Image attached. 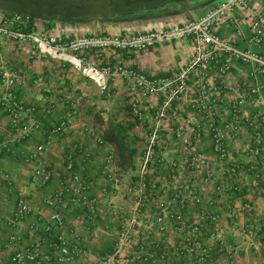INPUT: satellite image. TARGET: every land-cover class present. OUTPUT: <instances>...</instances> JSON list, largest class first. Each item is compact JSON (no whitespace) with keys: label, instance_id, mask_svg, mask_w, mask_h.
<instances>
[{"label":"crops","instance_id":"obj_1","mask_svg":"<svg viewBox=\"0 0 264 264\" xmlns=\"http://www.w3.org/2000/svg\"><path fill=\"white\" fill-rule=\"evenodd\" d=\"M254 6L264 9L257 2ZM187 16L193 17L191 14ZM158 17L160 16L93 21L82 25L33 20L26 25L21 22L11 23L10 15L0 12V26L13 27L20 31L35 27L60 42H68L80 36L125 31L121 28L122 21L133 25L132 29L126 30L132 33L173 24L161 23L156 19L147 20ZM218 32L237 48L245 50L248 47L245 40L235 38L227 23H223ZM246 32L248 33L247 30ZM251 48L264 56V43L252 45ZM193 52L192 40L184 39L157 45L142 52L104 49L96 56L92 50L84 49L79 50L78 54L88 59L95 58L100 65L117 62L141 70L148 76H165L178 70ZM4 62L8 63L20 79L19 84L12 88L19 103L24 109L31 111L20 110L17 121L13 123L1 104L6 90L0 81V144L10 147L8 152H0V171L8 176L6 182L0 186V264H9L15 252H24L34 246L40 253L49 255L51 263L42 264H55V253L49 250L48 240L40 227L51 223V215L56 208L63 220L60 226H53L58 235L70 243H74L73 233L80 235L75 256L66 264H101L112 251L125 220L131 216H136L137 220L131 230L132 246L119 256L115 264H129L132 257L134 261L131 264H173L175 250L183 246L182 240L186 237L198 240L202 248H208L211 260L204 264H261L253 245L256 242L264 243V197L254 199L253 210L246 211L241 208V204L248 198L247 195L241 193L236 197L231 191L219 195L213 183L208 185L207 191L201 194L202 205H206L209 200L214 202L212 209L219 215L218 228L225 247L218 240L215 242L207 239L216 231L215 226L203 229L201 236L191 230L192 222L196 221V208L184 211L186 229L178 230L173 218L176 206L171 204L176 191L188 186L198 190L200 183L199 177L192 174L187 167L183 147L176 140L174 130L179 125L203 127L205 123L204 117L190 108L187 97H182L173 104L180 118H165L159 125V145L164 155V163L151 166L144 172L143 203L136 210L132 186L141 179L139 163L151 120L147 118L136 125L134 118L130 116L129 94L124 82L119 78L113 80L109 84L110 95H101L89 80L69 66L41 56L31 41L0 34V71ZM248 71L247 65L234 62L228 77L232 88L216 108V121L219 124L224 121L230 103L247 93L251 83ZM260 79L264 82V75ZM160 99L155 94L146 101L154 109ZM260 108L261 102H255L254 106L247 109V115L256 114ZM60 121H66L67 127L38 156L41 165L50 172V178L46 183L34 182L31 177L34 161L30 159V155ZM110 125L127 129L130 142L137 149L132 167L128 169H120L113 158V179H108L104 173L105 160L110 153L113 154V146L100 137ZM242 131L248 132L250 129L242 126ZM207 134L205 131L197 148L207 156L205 169L217 172L219 163L212 158ZM226 144L229 158L225 165L243 167L249 160L243 153L242 138L228 137ZM68 155H71L72 170L81 173L91 185L83 199L76 202L53 198L56 191L68 182L69 171L65 167ZM20 194L24 195L31 209L20 222L15 223L13 216ZM90 198L96 200L94 218H89L85 210L84 202ZM166 205L164 228L161 229L155 218L162 214V208ZM248 223L262 225L257 230V237H249L241 231L242 225ZM34 225L39 228L32 232L31 227ZM12 236L17 238L15 242H10ZM161 254L164 255L163 258L160 257ZM192 260L194 261L193 258ZM24 264L34 263L28 261Z\"/></svg>","mask_w":264,"mask_h":264},{"label":"built area","instance_id":"obj_2","mask_svg":"<svg viewBox=\"0 0 264 264\" xmlns=\"http://www.w3.org/2000/svg\"><path fill=\"white\" fill-rule=\"evenodd\" d=\"M264 6V0H224L215 4L204 15L190 18L180 23H173L167 26H160L145 32L132 33L121 31L116 34H98L80 36L68 42H60L55 37L45 35L35 27L27 31H20L13 27L0 26V34L22 41H31L41 56L59 61L82 77L89 80L101 95H110V82L121 79L128 91L130 110L136 119V125L141 124L149 118L151 126L146 134L145 147L139 163L140 181L132 186L134 191V203L136 210L143 203V190L145 182L144 172L151 166L164 163V155L159 145V125L165 118H180V114L174 109L173 104L182 97H187L190 108L204 117V126L179 125L174 130L176 140L182 145L184 159L192 174L199 177L200 187L194 190L191 187L177 189L174 201L176 206L173 218L176 221L178 230L186 229L185 210L196 208V221L192 222L190 228L198 236L205 228L216 227V231L207 239L219 241L222 247L225 242L220 238L218 228L219 215L212 209L213 201L209 200L202 205V195L207 191L209 184H214L217 194L224 195L231 191L236 197L243 193L248 196L243 200L241 208L246 211L253 210V200L264 197V82L260 79L264 75V56L251 48L252 45L264 43V9L260 10L254 3ZM11 23L29 24V17H22V14L12 13ZM227 23L237 40H245L247 48L239 49L228 40L220 36L218 28ZM247 25V29H245ZM248 31V33L246 32ZM191 39L194 52L192 56L178 70L172 71L165 76H148L141 70L128 67L117 62L100 65L95 58L88 59L78 54L79 50H92L98 56L104 49L142 52L157 45L171 44L176 41ZM95 56V57H96ZM239 61L249 67L248 77L251 80L247 93L238 96L230 103L224 121L219 124L216 121L217 106L224 99L232 86L229 81V73L234 62ZM0 81L6 90L1 104L4 110L11 116L13 123L17 121L18 112L31 111L24 109L19 103L15 92L12 90L20 79L11 70L7 62L3 63L0 71ZM161 97L158 105L151 109L147 98L152 95ZM261 102V108L251 116H248L247 109L254 106L255 102ZM242 126H247L250 131L243 132ZM260 126V127H259ZM67 127L66 121H60L53 127L44 141L40 143L36 151L30 155L34 161L32 168V180L39 183H46L50 178L47 171L39 162V154L51 146L56 138ZM207 132L211 143L212 158H215L219 167L217 172L205 169L207 156L198 150L197 145ZM242 138L243 153L248 157V162L239 167L235 164L225 165L229 158V151L226 144L227 138ZM100 143L101 139L97 137ZM74 150L76 146L73 147ZM10 147L0 144V152H8ZM65 163L69 171L67 184L56 191L53 198L56 200L76 202L82 200L84 193L91 185L85 181L81 173L72 170L71 155L67 156ZM113 154L107 156L104 165V173L108 179H113L114 172ZM217 173V174H216ZM8 176L0 171V186L6 182ZM65 183V182H64ZM131 188V189H132ZM85 210L89 218L96 216V200L86 199ZM31 207L23 194L17 199V209L14 212L13 221L20 222ZM161 215L155 218L156 224L163 229V216L167 205L163 206ZM62 217L56 208L51 215V223H45L40 228L44 232L49 250L55 253V264H66L75 256L76 243L80 241V235L73 233L70 243L66 238L54 230L53 226L62 224ZM136 216L125 220L121 232L114 243L112 251L106 255L101 264H115L119 256L132 246L131 230L136 225ZM39 226L34 225L31 231L34 232ZM262 225L244 224L241 231L249 237H257ZM16 237H10V242H15ZM182 245L175 250L173 264H204L211 260L208 248H202L198 240L188 237L182 240ZM258 252L261 264H264V243H254ZM163 254L160 255L163 258ZM194 259V261L192 260ZM34 264L51 263L48 254H42L34 246L30 250L17 251L11 256L9 264ZM133 257L128 262L131 264ZM1 262V259H0ZM212 262V261H211Z\"/></svg>","mask_w":264,"mask_h":264},{"label":"water","instance_id":"obj_3","mask_svg":"<svg viewBox=\"0 0 264 264\" xmlns=\"http://www.w3.org/2000/svg\"><path fill=\"white\" fill-rule=\"evenodd\" d=\"M198 0H0V12L22 14L36 19H57L72 22H93L110 18L128 19L143 12L151 13L179 6L173 12L156 19L161 23H180L204 15L215 4L224 0H208L192 5ZM122 30L132 29L127 21L120 22Z\"/></svg>","mask_w":264,"mask_h":264},{"label":"trees","instance_id":"obj_4","mask_svg":"<svg viewBox=\"0 0 264 264\" xmlns=\"http://www.w3.org/2000/svg\"><path fill=\"white\" fill-rule=\"evenodd\" d=\"M175 7L179 8V6H175ZM173 8L174 7H168L159 11H154L152 14L156 15L157 13H165ZM3 13L7 15L12 14L8 12H3ZM145 15H147L146 12L138 14V16H145ZM22 17L24 18L26 17V15H22ZM31 21H33V19L29 17V23ZM130 116L134 118L132 113L130 114ZM134 121L136 122L135 118ZM100 137L104 141L112 144L114 162L120 169L125 170L132 167L134 161L133 158L137 152V149L134 147L133 143L130 142L127 129L122 127H117L115 125H110L101 133Z\"/></svg>","mask_w":264,"mask_h":264},{"label":"flooded vegetation","instance_id":"obj_5","mask_svg":"<svg viewBox=\"0 0 264 264\" xmlns=\"http://www.w3.org/2000/svg\"><path fill=\"white\" fill-rule=\"evenodd\" d=\"M206 1H208V0H198V1H195V2H192L191 4L192 5H198V4H202L203 2H206ZM178 8L177 7H175V8H173V9H171V10H169L168 12H165V13H157L156 15H153L152 13L153 12H151V13H147V15H145V16H151V17H154V16H162V15H165V14H168V13H170V12H173V11H175V10H177ZM145 16H138V14L137 15H135V16H132V17H129L128 19H131V18H136V17H145ZM115 19H119V18H110L109 20H103V21H111V20H115ZM36 21L37 22H42V23H49V22H54V21H60V22H63V23H74V24H86V23H83V22H79V23H76V22H72V21H64V20H57V19H36ZM96 21H102V20H96Z\"/></svg>","mask_w":264,"mask_h":264}]
</instances>
